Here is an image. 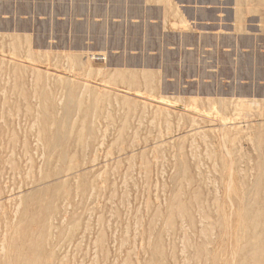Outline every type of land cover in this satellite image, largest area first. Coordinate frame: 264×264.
Returning a JSON list of instances; mask_svg holds the SVG:
<instances>
[{"label": "rangeland", "instance_id": "374dc122", "mask_svg": "<svg viewBox=\"0 0 264 264\" xmlns=\"http://www.w3.org/2000/svg\"><path fill=\"white\" fill-rule=\"evenodd\" d=\"M0 67V264H264V0H0Z\"/></svg>", "mask_w": 264, "mask_h": 264}, {"label": "bare ground", "instance_id": "6f19581e", "mask_svg": "<svg viewBox=\"0 0 264 264\" xmlns=\"http://www.w3.org/2000/svg\"><path fill=\"white\" fill-rule=\"evenodd\" d=\"M181 8H182V7H181ZM249 29H250V28H249ZM248 31H249V30H248ZM251 31H253V30H251ZM235 39H236V38H235ZM12 40H13V39H12ZM14 40H15V39H14ZM237 41H238V40H237ZM14 42H15V41H14ZM248 43H249V42H248ZM235 44H236V43H235ZM16 45H17V43H16ZM18 45H19V44H18ZM17 47H18V46H17ZM20 47H21V45H20ZM101 55H102V54H101ZM104 55H105V54H104ZM94 56H95V54H94ZM98 56H99V55H98ZM4 66H5V65H4ZM4 66H3V67H4ZM6 66H7V65H6ZM7 67H8V66H7ZM11 67H12V66H11ZM11 67H10V68H11ZM0 68H1V67H0ZM16 68H17V67H16ZM1 69H2V68H1ZM6 69H7V68H4V70H6ZM17 69H19V68H17ZM7 70H8V69H7ZM21 70H22V69H21ZM31 70H32V69H31ZM105 70H106V69H105ZM16 71H17V70H16ZM16 71H15V72H16ZM18 71H19V70H18ZM23 71H24V69H23ZM25 71H26V70H25ZM27 71H28V70H27ZM27 71H26V72H27ZM32 71H33V70H32ZM30 72H31V71H30ZM149 72H150V71H149ZM3 73H4V72H3ZM3 73H2V74H3ZM28 74H29V76H30V73H28ZM28 74H27V75H28ZM3 75H5V74H3ZM23 75H24V74H23ZM25 75H26V74H25ZM25 75H24V76H25ZM27 75H26V76H27ZM32 75H33V74H32ZM1 76H2V75H1ZM6 76H8V75H6ZM6 76H5V77H6ZM152 77H153V76H152ZM20 78H21V75H20ZM24 78H25V77H24ZM27 78H28V77H27ZM7 79H8V77H7ZM11 79H12V78H11ZM11 79H10V80H11ZM17 80H18V78H17ZM21 80H22V82H23V79H21ZM21 80H20V83H21ZM23 84H24V83H23ZM21 87H22V86H21ZM24 88H25V87H24ZM24 88H23V89H24ZM25 89H26V88H25ZM18 90H19V89H18ZM26 91H27V90H26ZM23 94H24V93H23ZM196 96H197V95H196ZM218 97H219V96H218ZM224 98H225V97H224ZM244 98H245V97H244ZM246 98H247V97H246ZM255 98H256V97H255ZM258 98H259V97H258ZM261 98H262V97H261ZM4 99H5V98H4ZM199 99H201V98H199ZM220 99H221V98H220ZM222 99H223V98H222ZM229 99H230V98H229ZM236 99H237V98H236ZM240 99H241V98H240ZM259 99H260V98H259ZM223 100H224V99H223ZM231 100H232V99H231ZM231 100H230V101H231ZM234 100H235V99H234ZM250 100H252V99H250ZM261 100H262V99H261ZM79 101H80V100H79ZM220 101H221V100H220ZM238 101H239V98H238ZM241 101H242V100H241ZM244 101H245V99H244ZM254 101H256V99H255ZM259 101H260V100H259ZM259 101H258V102H259ZM80 102H81V101H80ZM218 102H219V101H218ZM262 102H264V100H262ZM81 103H82V102H81ZM81 103H80V104H81ZM78 104H79V103H78ZM217 104H218V106L220 107V105H219L220 103H217ZM234 104H235V103H234ZM253 104H254V103H253ZM28 105H29V104H28ZM249 105H250V103H249ZM251 105H252V104H251ZM0 106H1V105H0ZM37 106H39V105H37ZM225 106H227V105H225ZM15 107H16V106H15ZM71 107H72V106H71ZM75 107H76V105H75ZM75 107H74V109H77V108H75ZM233 107H234V105H233ZM260 107H261V106H260ZM262 107H263V106H262ZM18 108H19V107H18ZM29 108H30V107H29ZM42 108L44 109L45 107H42ZM83 108H85V107H83ZM98 108H99V107H98ZM123 108H124V107H123ZM134 108H135V106H134ZM139 108H140V107H139ZM221 108H222V107H221ZM2 109H3V108H2ZM8 109H9V108H8ZM30 109H31V108H30ZM40 109H41V108H40ZM80 109H81V108H80ZM154 109H155V108H154ZM23 110H24V107H23ZM31 110H32V109H31ZM232 110H233V109H232ZM262 110H263V109H262ZM21 111H22V110H21ZM32 111H35V106H34V110H32ZM82 111H83V110H82ZM135 111H136V110H135ZM260 111H261V110H260ZM77 112H78V110H77ZM228 112H229V111H228ZM262 112H264V110H263ZM262 112H261V113H262ZM19 113H20V112H19ZM26 113H27V112H26ZM26 113H25V114H26ZM34 113H35V112H34ZM80 113H81V115H82V112H80ZM20 114H22V113H20ZM27 115H28V114H27ZM86 115H87V114H86ZM16 116H17V114H16ZM22 116H23V114H22ZM25 116H26V115H25ZM33 116H35V115H33ZM42 116H43V115H42ZM82 116H83V115H82ZM6 117H7V115H6ZM13 117H14V114H13ZM17 117H18V116H17ZM31 117H32V116H31ZM43 117H44V116H43ZM85 117H86V116H85ZM87 117H88V116H87ZM119 117H120V116H119ZM123 117H124V115H123ZM123 117H121V118H123ZM7 118H8V117H7ZM9 118H10V117H9ZM19 118H20V116H19ZM23 118H24V117H23ZM81 118H82V117H81ZM121 118H120V120H121ZM2 119H3V118H2ZM13 119H14V118H13ZM20 119H22V118H20ZM42 119H43V118H42ZM15 120H17V119H15ZM38 120H39V119H37V121H38ZM79 120H80V119H79ZM85 120H86V119H85ZM122 120H123V119H122ZM11 121H12V120H11ZM27 121H28V120H27ZM29 121H30V120H29ZM31 121H32V120H31ZM31 121H30V123H31ZM37 121H36V122H37ZM47 121H48V120H47ZM14 122H15V121H14ZM16 122H17V121H16ZM21 122H22V121H21ZM32 122H33V121H32ZM119 122L121 123L122 121H119ZM11 123H12V122H11ZM11 123H10V124H11ZM46 123H48V122H46ZM46 123H45V124H46ZM49 123H50V122H49ZM84 123H86V121H85ZM127 123H128V122H127ZM4 124H6V123H4ZM13 124H14V123H13ZM16 124H17V123H16ZM22 124H23V122H22ZM73 124H74V123H73ZM231 124H232V123H231ZM1 125H3V123H2ZM6 125H7V124H6ZM29 125H30V124H29ZM35 125H36V124H35ZM42 126H43V125H42ZM45 126H46V125H45ZM73 126H74V125H73ZM124 126H125V125H124ZM262 126H263V125H262ZM6 127H7V126H6ZM13 127H14V126H13ZM259 127H260V126H259ZM25 128H26V127H25ZM256 128H257V127H256ZM85 129H86V128H85ZM3 130H4V129H3ZM14 130H15V128H14L12 131H14ZM20 130H21V129H20ZM83 130H84V129H83ZM192 130H193V128H192ZM192 130H191V131H192ZM196 130H197V128H196ZM259 130H260V128H259ZM8 131H9V133H10V129L7 130V132H8ZM21 131H22V130H21ZM21 131H20V132H21ZM72 131H73V130H72ZM84 131H85V130H84ZM22 132H24V134L26 135V131H22ZM69 132H70V131H69ZM87 132H88V131H87ZM261 132H262V130H261ZM14 133H15V132H14ZM189 133H190V131H189ZM189 133H188V134H189ZM191 133H192V132H191ZM6 134H7V133H6ZM91 134H92V133H91ZM184 134H185V133H184ZM257 134H258V133H257ZM15 135H16V134H15ZM19 135H20V134H19ZM27 135H28V134H27ZM70 135H71V134H70ZM70 135H69V136H70ZM75 135H76V134H75ZM254 135H255V134H253V138H254V140H256L255 137H254ZM16 136H18V134H17ZM22 136H23V134H22ZM46 136H47V135H46ZM1 137H2V136H1ZM1 137H0V138H1ZM187 137H188V136H187ZM7 138H9V137H7ZM24 138H25V137H24ZM44 138H45V135H44ZM70 138H71V137H70ZM26 139H27V138H26ZM180 139H181V138H180ZM186 139H187V138H186ZM76 140H77V138H76ZM76 140H75V141H76ZM38 141H39V140H38ZM38 141H37V142H38ZM75 141H74V143H75ZM84 141H85V140H84ZM84 141H83V142H84ZM161 141H162V140H161ZM166 141H167V140H166ZM168 141H169V139H168ZM18 142H19V141H18ZM164 142H165V141H164ZM255 142H256V141H255ZM15 143H16V142H15ZM27 143H29V142H27ZM155 143H156V142H155ZM155 143H154V145H155ZM171 143H172V142H171ZM192 143H193V142H192ZM2 144H3V143H2ZM20 144H21V143H20ZM77 144H78V143H77ZM157 144H158V143H157ZM8 145H9V144H8ZM29 145H30V143H29ZM29 145H28V146H29ZM168 145H169V144H168ZM253 145H255V144L253 143L252 146H253ZM10 146H11V145H10ZM20 146H21V145H20ZM7 147L10 148L9 146H7ZM33 147H35V146L33 145ZM8 148H7V149H8ZM25 148L27 149V147H25ZM36 148H37V147H36ZM67 148H68V147H67ZM74 148H75V147H74ZM1 149H2V147H1ZM69 149H70V147H69ZM75 149H76V148H75ZM142 149H143V148H142ZM142 149H141V150H142ZM150 149H151V148H150ZM9 150H10V149H9ZM16 150H17V149H16ZM138 150H139V149H138ZM141 150H140V151H141ZM262 150H263V149H261V151H262ZM1 151H2V150H1ZM7 151H8V150H7ZM20 151H21V150H20ZM22 151H23V150H22ZM22 151H21V152H22ZM133 151H134V150H133ZM136 151H137V150H136ZM204 151H205V150H204ZM257 151H258V150H257ZM259 151H260V150H259ZM261 151H260V152H261ZM2 152H3V151H2ZM2 152H1V154H3ZM253 152H254V151H253ZM4 153H5V152H4ZM69 153H70V152H69ZM72 153H73V152H72ZM104 153H105V152H104ZM126 153H128V152H126ZM129 153H131V152H129ZM132 153H134V152H132ZM256 153H258V152H256ZM16 154H17V153H16ZM120 154H121V153H120ZM17 155H18V154H17ZM35 155H36V153H35ZM107 155H108V154H107ZM121 155H122V154H121ZM259 155H261V154L259 153ZM113 156H115V155H113ZM130 156H131V155H130ZM250 156H251V155H250ZM254 156H255V155H254ZM2 157H3V156H2ZM32 157H33V156H32ZM60 157H61V156H60ZM64 157H65V156H64ZM64 157L62 156V158H64ZM72 157H73V156H72ZM118 157H119V155H118ZM123 157H125V155H123ZM126 157H127V156H126ZM3 158H4V157H3ZM6 158H7V157H6ZM18 158H19V157H18ZM20 158H22V155L20 156ZM30 158H31V157H30ZM34 158H36V157H34ZM103 158H104V157H103ZM103 158H102V159H103ZM107 158H109V157H107ZM107 158H106V159H107ZM115 158H116V157H115ZM119 158H120V157H119ZM142 158H143V157H142ZM255 158H256V157H255ZM258 158H259V157H258ZM22 159H23V158H22ZM26 159H27V157L25 158V160H26ZM106 159H105V162H108V161H106ZM109 159H111V158H109ZM132 159H133V158H132ZM260 159H261V158H260ZM260 159H259V160H260ZM0 160H1V159H0ZM12 160H14V158H12ZM17 160H18V159H17ZM19 160H20V159H19ZM23 160H24V159H23ZM25 160H24V161H25ZM124 160H125V159H124ZM255 160H256V159H255ZM100 161H101V160H100ZM111 161L113 162L114 160L111 159ZM185 161H186V159H185ZM0 162H1V161H0ZM4 162H5V161H4ZM17 162H20V161H17ZM21 162H22V161H21ZM109 162H110V161H109ZM127 162H128V161H127ZM260 162H261V160H260ZM262 162H263V160H262ZM7 163H8V161H7ZM27 163H28V162H27ZM98 163H99V162H98ZM186 163H187V162H186ZM214 163H215V162H214ZM250 163H251V162H250ZM255 163H256V162H255ZM95 164H96V163H95ZM103 164H105V163L103 162ZM111 164H112V163H111ZM113 164H114V163H113ZM153 164H154V163H153ZM1 165H3V164L1 163ZM4 165H6V164H4ZM20 165H21V163H20ZM25 165H26V164H25ZM37 165H38V164H37ZM96 165H97V164H96ZM101 165H102V164H101ZM150 165H151V164H150ZM216 165H217V164H216ZM256 165H257V163H256ZM263 165H264V164H263ZM18 166H19V165H18ZM70 166H71V165H70ZM108 166H109V165H108ZM141 166H142V165H141ZM229 166H230L229 168H231V164H230ZM26 167H27V166H26ZM78 167H79V166H78ZM89 167H90V166H89ZM99 167H100V166H99ZM104 167H106V166H104ZM220 167H221V165H220ZM0 168H2V166H0ZM22 168H23V167H22ZM57 168H58V167H57ZM81 168H82V167H81ZM100 168H101V167H100ZM100 168H99V169H100ZM74 169H75V168H74ZM78 169H79V168H78ZM220 169H221V168H220ZM252 169H253V167H252ZM262 169H263V168H262ZM262 169H260V170H262ZM17 170H19V169H17ZM21 170H22V169H21ZM24 170H26V169H24ZM36 170H37V168H36ZM80 170L82 171V169H80ZM84 170H85V168H84ZM86 170H87V169H86ZM149 170H150V169H149ZM249 170H250V167H249ZM7 171H8V170H7ZM78 171H79V170H78ZM146 171H147V170H146ZM185 171H186V169H185ZM230 171H232V169H230ZM235 171H236V170H235ZM251 171H252V170H251ZM263 171H264V170H263ZM2 172H3V171H2ZM2 172L0 173V175L2 174ZM17 172H19V171H17ZM25 172H26V171H25ZM36 172H37V171H36ZM99 172H100V171H99ZM140 172H141V171H140ZM142 172H143V171H142ZM187 172H188V174H190V173H189L190 171H187ZM254 172H255V170H254ZM72 173H73V172H72ZM76 173H77V172H76ZM88 173H89V172H88ZM223 173H224V172H223ZM230 173H231V172H230ZM250 173H251V172H250ZM252 173H253V171H252ZM260 173H261V172H260ZM6 174H7V173H6ZM19 174H21V173H19ZM19 174H18L17 177H20ZM70 174H71V173H70ZM141 174H142V173H141ZM153 174H154V173H153ZM188 174H187V176L189 177ZM263 174H264V172H263ZM15 175H16V173H15ZM24 175H25V174H24ZM28 175H29V174H28ZM32 175H33V174H32ZM127 175H128V174H127ZM145 175H146V174H145ZM184 175H185V173H184ZM220 175H221V177H222V174H220ZM246 175H247V174H246ZM249 175H250V174H249ZM252 175H253V174H252ZM254 175H255V174H254ZM254 175H253V176H254ZM258 175H259V173H258ZM12 176H13V175H12ZM81 176H82V174H81ZM140 176H141V175H140ZM228 176H229V175H228ZM14 177H15V176H14ZM61 177H62V176H61ZM148 177H149V175H148ZM229 177H230V176H229ZM229 177H228V178H229ZM255 177H256V176H255ZM257 177H258V176H257ZM257 177H256V178H257ZM0 178H1V177H0ZM6 178H7V176H6ZM10 178H11V176H10ZM59 178H60V177H59ZM139 178H140V177H139ZM153 178H154V177H153ZM190 178H191V177H190ZM192 178H195V177H192ZM256 178H253V179H256ZM19 179H20V178H19ZM23 179H24V178H23ZM63 179H64V178H63ZM63 179H62V180H63ZM122 179H123V178H122ZM122 179H121V180H122ZM185 179H186V178H185ZM217 179H218V178H217ZM222 179H223V178H222ZM57 180H58V179H56L55 181L57 182ZM121 180H120V181H121ZM141 180H142V179H141ZM154 180H155V179H154ZM183 180H184V179H183ZM239 180H240V178H239ZM248 180H251V179H248ZM16 181H17V180H16ZM55 181H54V182H55ZM100 181H101V179H100ZM110 181H111V180H110ZM130 181H131V180H130ZM130 181H129V182H130ZM155 181H156V180H155ZM163 181H164V180H163ZM193 181H194V180H193ZM209 181H211V180H209ZM228 181H229V183H232L231 180H228ZM228 181H227V182H228ZM6 182H7V181H6ZM10 182H11V181H10ZM108 182H109V180H108ZM108 182H107V183H108ZM121 182H122V181H121ZM179 182H181V181H179ZM179 182H178V183H179ZM190 182L193 183L192 180H191ZM195 182H196V181H195ZM211 182H212V181H211ZM247 182H248V181H247ZM254 182H255V181H254ZM254 182H252V183H254ZM46 183H47V182H46ZM65 183H67V182H65ZM107 183H106V185H107ZM144 183H145V182H144ZM148 183H149V182H148ZM153 183H154V181H153ZM153 183H152V184H153ZM164 183H165V182H164ZM185 183H188V182H185ZM222 183H223V182H222ZM249 183H251V182H249ZM252 183H251V186L253 185ZM0 184H4V183H0ZM7 184H8V183H6L5 185H7ZM17 184H18V182H17ZM17 184H16V185H17ZM20 184H21V183H20ZM20 184H19V185H20ZM41 184H42V183H41ZM41 184H40V185H41ZM43 184H45V183H43ZM88 184H89V183H88ZM88 184H87V185H88ZM118 184H119V182H118ZM127 184H128V183H127ZM135 184H137V183H135ZM162 184H163V183H162ZM176 184H177V183H176ZM180 184H181V183H180ZM242 184H243V183H242ZM255 184H256V183H255ZM5 185H4V186H5ZM19 185H18V186H19ZM62 185H63V184H62ZM108 185H110V184H108ZM108 185H107V186H108ZM140 185H141V184H140ZM140 185H139V186H140ZM158 185H159V184H158ZM169 185H170V184H169ZM196 185H197V184H196ZM203 185H204V184H203ZM207 185L209 186V184H207ZM215 185H217V184L215 183ZM221 185H222V184H221ZM230 185H231V184H229V186H230ZM1 186H2V185H1ZM29 186H30V185H29ZM45 186H46V185H45ZM107 186H106V187H107ZM110 186H111V185H110ZM142 186H143V185H142ZM172 186H173V182H172ZM190 186H191V184H190ZM200 186H202V185H200ZM222 186H224V185H222ZM246 186H247V184H246ZM8 187H9V186H8ZM65 187H66V186H64V188H65ZM127 187H128V186H127ZM173 187H174V186H173ZM179 187H180V186H179ZM196 187H197V186H196ZM202 187H203V186H202ZM216 187H217V186H216ZM227 187H228V186H227ZM248 187H249V185H248ZM4 188H5V187H4ZM11 188H12V187H11ZM16 188H17V187H16ZM16 188H15V189H16ZM109 188H110V187H108L107 189H109ZM116 188H117V187H116ZM118 188H119V187H118ZM120 188H121V187H120ZM144 188H145V186H144ZM159 188H160V187H159ZM174 188H175V187H174ZM203 188H204V187H203ZM217 188H218V187H217ZM217 188H216V190H217ZM228 188H229V187H228ZM241 188H242V187H241ZM246 188H247V187H245L244 189H246ZM28 189H29V188H28ZM31 189H32V188H31ZM31 189H30V190H31ZM55 189H57V188L55 187ZM55 189H54V190H55ZM62 189H63V188H62ZM62 189H61V190H62ZM66 189H67V188H66ZM87 189H88V191H89V187H88ZM97 189H98V188H97ZM97 189H96V190H97ZM122 189H123V188H122ZM131 189H132V188H131ZM142 189H143V188H142ZM148 189H149V187H148ZM178 189H179V188H178ZM180 189H181V188H180ZM180 189H179V190H180ZM186 189H188V188H186ZM192 189H193V188H192ZM198 189H199V187H198ZM204 189H205V188H204ZM204 189H203V190H204ZM220 189H221V188H220ZM244 189L242 188V191H243ZM252 189L254 190V188H252ZM2 190H3V189H2ZM19 190H20V189H19ZM19 190H18V191H19ZM50 190H52V189H50ZM57 190H58V189H57ZM90 190H91V189H90ZM163 190H164V189L162 188V191H163ZM190 190H191V189H190ZM207 190H208V189H207ZM213 190H214V189H213ZM218 190H219V189H218ZM246 190H247V189H246ZM253 190H252V192H254ZM5 191L7 192V189H6V188H5ZM11 191H12V190H11ZM18 191H17V192H18ZM24 191H26V190H24ZM24 191H23V192H24ZM33 191H34V190H33ZM35 191H36V190H35ZM100 191H101V190H100ZM104 191H105V190H104ZM104 191H103V192H104ZM111 191H112V190H111ZM121 191H122V190H121ZM160 191H161V190H160ZM162 191H161V192H162ZM169 191H170V189H169ZM183 191H184V190H183ZM188 191H189V190H188ZM188 191L186 190L187 194H188ZM199 191H200V190H199ZM199 191H198V192H199ZM226 191H227V189H226ZM242 191H240V192H242ZM6 192H5V193H6ZM8 192H9V191H8ZM19 192H20V191H19ZM19 192H18V193H19ZM26 192H27V191H26ZM89 192H90V191H89ZM96 192H97V191H96ZM96 192L94 193V195L96 194ZM103 192H102V194H103ZM108 192H109V191H108ZM129 192H131V191L129 190ZM132 192H133V191H132ZM134 192H135V191H134ZM155 192H157V190H156ZM204 192H205V191H204ZM212 192H213V191H211V193H212ZM245 192H246V191H245ZM18 193H17V194H18ZM28 193H30L29 190H28ZM38 193H39V192H38ZM38 193H37V194H38ZM58 193H59V190H58ZM60 193H62V192H60ZM104 193H105V192H104ZM141 193H142V190H141ZM157 193H158V192H157ZM164 193H165V192H164ZM164 193H163V194H164ZM189 193H190V192H189ZM201 193H202V192H201ZM211 193H208V194L210 195ZM217 193H218V192H217ZM226 193H227V192H226ZM14 194H15V192H14ZM19 194H20V193H19ZM30 194H31V193H30ZM40 194H42V191H41ZM47 194H48V193H47ZM69 194H70V192H69ZM85 194H86V193H85ZM88 194H89V193H88ZM100 194H101V193H100ZM100 194H99V195H100ZM107 194H108V193H107ZM119 194H120V193H119ZM159 194H160V193H158L157 195H159ZM165 194H166V193H165ZM170 194L173 196V194H172L171 192H170ZM193 194H194V192H193ZM206 194H207V193H206ZM206 194L203 193V196H204V195L206 196ZM212 194H213V193H212ZM212 194H211V195H212ZM219 194H220V193H219ZM252 194H253V193H252ZM252 194H250V195H252ZM8 195L10 196L11 194H8ZM24 195H25V194H23V196H24ZM33 195H34V194H33ZM33 195H32V196H33ZM38 195H39V194H38ZM38 195H37V196H38ZM50 195L52 196V194H50ZM96 195H97V194H96ZM141 195H142V194H141ZM171 195H170V196H171ZM199 195H200V194H199ZM201 195H202V194H201ZM241 195H243V194H241ZM253 195H254V194H253ZM4 196H5V195H4ZM32 196H31V197H32ZM47 196H48V195H47ZM57 196L59 197V195H57ZM100 196H101V195H100ZM102 196H103V195H102ZM104 196H105V195H104ZM108 196H109V195H108ZM121 196H122V195H121ZM129 196H130V195H129ZM144 196H145V193H144ZM146 196H147V195H146ZM148 196H149V195H148ZM152 196L155 197V195H152ZM160 196H162V195H160ZM11 197H12V196H11ZM13 197H14V196H13ZM52 197H53V196H52ZM52 197H51V198H52ZM54 197H55V196H54ZM58 197H57V198H58ZM119 197H120V196H119ZM119 197H118V198H119ZM140 197H141V196H140ZM164 197H165V196H164ZM164 197H160V198H161V199H162V198L164 199ZM182 197H183V196H182ZM185 197H186V196H185ZM191 197H192V196H191ZM191 197H190V198H191ZM201 197H202V196H201ZM206 197H209V196H206ZM211 197H212V196H211ZM219 197H220V195H219ZM226 197H227V194H226ZM243 197H244V196H243ZM59 198H60V197H59ZM64 198H65V196H64ZM64 198H63V199H64ZM132 198H133V197H131V199H132ZM152 198H153V197H152ZM190 198H189V199H190ZM202 198H203V197H202ZM217 198H218V197H217ZM250 198H251V199H250V201H251V200H252V197L250 196ZM3 199H4V198H3ZM38 199H39V198H38ZM43 199H44V198H43ZM105 199H106V198H105ZM119 199H121V197H120ZM122 199H123V198H122ZM140 199H141V198H140ZM154 199H155V198H154ZM161 199H160V200H161ZM198 199H200V198H198ZM218 199H219V198H218ZM243 199H244V198H243ZM247 199L249 200L248 197H247ZM247 199H245V201L243 202V204L246 203V200H247ZM0 200H1V198H0ZM47 200H48V199H46V203H47ZM54 200H55V198H54ZM54 200H53V202H55ZM129 200H130V199H129ZM183 200H184V199H183ZM187 200H188V198H187ZM187 200H186V201H187ZM190 200L192 201V199H190ZM203 200L205 201L206 199H203ZM219 200H220V199H219ZM219 200H218V201H219ZM228 200H229V199H228ZM8 201H9V200H8ZM33 201L35 202L34 199H33ZM42 201H43V200H42ZM49 201H50V199H49ZM123 201H125V200H123ZM131 201H132V200H131ZM140 201H141V200H140ZM201 201H202V200H201ZM209 201H210V200H209ZM31 202H32V201H31ZM31 202H29V203H31ZM51 202H52V200H51ZM60 202H61V201H60ZM111 202H112V201H111ZM129 202H130V201H129ZM132 202H133V201H132ZM134 202H135V200H134ZM160 202L163 203V201H160ZM164 202H165V201H164ZM169 202H170V200H169ZM169 202H168V203H169ZM196 202H197V201H196ZM210 202H211V201H210ZM210 202H209V204H210ZM241 202H242V201H241ZM13 203H15V202H13ZM36 203H37V202H36ZM44 203H45V201L43 202V206H44ZM46 203H45V204H46ZM55 203H57V202H55ZM117 203H118V202H117ZM119 203H120V202H119ZM119 203H118V204H119ZM186 203H187V202L184 203L185 207H186ZM207 203H208V202H207ZM218 203H219V202H218ZM32 204H33V203H32ZM39 204H40V203H39ZM48 204H49V202H48ZM48 204H47V205H48ZM59 204H61V203H59ZM62 204H63V202H62ZM141 204H142V202H141ZM189 204L191 205V203H189ZM194 204H195V203H194ZM194 204L192 203V205H194ZM212 204H214V203H212ZM239 204H240V203H239ZM2 205H3V204H2ZM50 205H51V204H50ZM50 205H48V207H50ZM54 205H55V204H54ZM164 205L166 206V204H164ZM172 205H174V203H172ZM196 205H197V204H196ZM218 205H219V204H218ZM245 205H246V204H244L243 207H245ZM3 206H4V205H3ZM8 206H10V204H8ZM12 206H13V205H12ZM14 206H16V204H15ZM25 206H27V204H26ZM31 206H33V205H31ZM31 206H30V207H31ZM43 206H42V207H43ZM52 206H53V205H52ZM123 206L125 207V205H123ZM123 206H122V207H123ZM136 206H137V205H136ZM140 206H141V205H140ZM168 206H169V205H168ZM170 206H171V205H170ZM187 206H188V204H187ZM209 206L211 207V205H209ZM18 207H19V206H18ZM18 207H15V208H18ZM21 207H22V206H21ZM28 207H29V206H28ZM46 207H47V206H46ZM94 207H95V206H94ZM100 207H101V205H100ZM155 207H156V206H155ZM207 207H208V206H207ZM32 208H33V207H32ZM52 208H53V207H51V209H52ZM150 208H151V207H150ZM190 208H191V207H190ZM194 208H195V207H194ZM194 208H193V209H194ZM213 208H214V207H213ZM241 208H242V207H241ZM19 209H21V208H19ZM19 209H18V210H19ZM28 209H29V208H28ZM36 209H38V207H37ZM47 209H48V208H47ZM49 209H50V208H49ZM51 209H50V210H51ZM54 209H55V208H54ZM57 209H58V208H57ZM59 209H60V208H59ZM66 209H67V208H66ZM95 209H97V207H96ZM124 209H125V208H124ZM161 209H162V208H161ZM188 209H189V208H188ZM202 209H203V207H202ZM214 209H215V208H214ZM253 209H254V207L252 208V211H253ZM4 210H5V208H4ZM18 210H17V211H18ZM21 210H22V209H21ZM25 210H26V207H25ZM32 210H33V209H32ZM97 210H98V209H97ZM121 210L124 211L123 208H122ZM139 210H140V209H139ZM142 210H143V208H142ZM163 210H164V209H163ZM172 210H173V209H172ZM48 211H49V210H48ZM48 211H47V213H48ZM65 211H67V210H65ZM103 211H104V210H103ZM122 211H121V212H122ZM144 211H145V210H144ZM165 211H166V209H165ZM204 211H205V210H203V213H204ZM211 211H212V209H211ZM238 211H239V210H238ZM244 211H245V210H244ZM3 212H4V211H3ZM13 212H14V211H13ZM13 212H12V213H13ZM18 212H19V211H18ZM24 212H25V211H24ZM35 212H36V210H35ZM37 212H38V211H37ZM49 212H50V211H49ZM98 212H99V211H98ZM101 212H102V211H101ZM106 212H107V211H106ZM108 212H109V211H108ZM121 212H120V213H121ZM141 212H142V211H141ZM146 212H147V211H146ZM174 212H175V211H174ZM197 212H198V211H197ZM253 212H254V211H253ZM27 213H28V212H27ZM40 213H41V212H40ZM61 213H62V211H61ZM127 213H128V212H127ZM148 213H149V212H148ZM148 213H147L146 215H148ZM152 213H154V212H152ZM152 213H151V214H152ZM167 213H168V212H167ZM190 213H191V212H190ZM192 213L195 214L194 212H192ZM223 213L225 214L224 210H223ZM239 213H241V211H240ZM7 214H8V213H7ZM20 214H21V213H20ZM62 214H63V213H62ZM102 214H105V211H104V213H102ZM107 214H108V213H107ZM121 214H122V213H121ZM121 214H120V215H121ZM123 214H124V213H123ZM174 214H175V213H174ZM187 214H188V213H187ZM209 214H210V213H208V215H209ZM14 215H17V214H14ZM14 215H13V216H14ZM83 215H84V214H83ZM86 215H87V214H86ZM105 215H106V214H105ZM133 215H134V214H133ZM136 215H137V214H136ZM136 215H135V216H136ZM138 215H139V214H138ZM164 215H165V214H164ZM170 215H171V214H170ZM172 215H173V214H172ZM197 215H198V214H196L195 217H197ZM205 215H206V214H205ZM215 215H216V214H215ZM252 215H253V213H252ZM5 216H6V215H5ZM13 216H12V219H13ZM19 216H20V220H23V219H24V218L21 217V215H19ZM45 216H46V214H45ZM47 216H51V215L48 213ZM81 216H82V214H81ZM88 216H89V215H88ZM96 216H97V215H96ZM96 216H95V217H96ZM102 216H103V215H102ZM123 216H124V215H123ZM128 216H129V215H128ZM128 216H127V218H128ZM130 216H131V215H130ZM130 216H129V217H130ZM141 216H142V215H141ZM144 216H145V215H144ZM151 216H152V215H151ZM165 216H166V215H165ZM175 216H176V215H175ZM191 216H193V215H191ZM212 216H213V215H212ZM238 216H239V214H238ZM250 216H251V214H250ZM250 216H249V218H250ZM54 217H55V216H54ZM57 217H58V216H57ZM84 217H85V216H84ZM91 217H92V216H91ZM105 217H106V216H105ZM114 217H115V216H114ZM114 217H113V219H114ZM131 217H132V216H131ZM138 217H139V216H138ZM162 217H163V216H162ZM189 217H190V216H189ZM189 217H188V218H189ZM224 217H226V215H225ZM260 217H261V216H260ZM25 218H26V217H25ZM27 218H28V217H27ZM47 218L50 220V219L53 218V216H52V218H50V217H47ZM103 218H104V217H103ZM108 218H109V217H108ZM122 218H123V217H122ZM124 218H125V217H124ZM174 218H175V217H173V220H174ZM176 218H177V217H176ZM184 218H186V217H184ZM192 218H194V217H192ZM209 218H210V217H209ZM212 218H213V217H212ZM241 218H242V217H241ZM249 218H248V219H249ZM18 219H19V218H18ZM30 219H31V218H30ZM53 219H54V218H53ZM86 219H87V218H86ZM95 219H96V218H95ZM105 219H106V218H105ZM111 219H112V218H111ZM113 219H112V220H113ZM115 219H116V217H115ZM160 219H161V218H160ZM162 219H163V218H162ZM186 219H187V218H186ZM213 219H214V218H213ZM3 220H4V219H3ZM3 220H2V221H3ZM38 220H39V219H38ZM55 220H56V219H55ZM109 220H110V219H109ZM124 220L126 221V218H125ZM132 220H133V219H132ZM158 220H159V218H158ZM184 220H185V219H184ZM184 220H183V221H184ZM193 220H196V219L194 218ZM197 220H198V218H197ZM197 220H196V221H197ZM201 220H202V219H201ZM4 221H5V220H4ZM40 221H41V222H40ZM40 221H39L40 223H43V221H42L41 219H40ZM46 221H47V220H45V224L47 225ZM59 221H61V219H60ZM90 221H91V220H90ZM103 221H104V220H103ZM106 221H107V220H106ZM142 221H143V220H142ZM163 221H164V220H163ZM178 221H179V220H178ZM183 221H182V224H183ZM191 221H192V219H191ZM233 221H234V220H233ZM238 221H239V220H238ZM18 222H19V221H18ZM48 222H49V221H48ZM82 222H83V221H82ZM140 222H141V221H140ZM147 222H148V221H147ZM161 222H162V221H161ZM189 222H190V220H189ZM201 222H202V221H201ZM224 222H225V221H223V223H224ZM258 222H259V221H258ZM10 223H11V222H10ZM30 223H31V221H30ZM30 223H29V225H30ZM37 223H38V222H36V224H37ZM40 223H39V224H40ZM80 223H81V222L79 221V224H80ZM83 223H84V222H83ZM83 223H82V224H83ZM94 223H95V222H94ZM114 223H115V222H114ZM120 223H122V221H121ZM123 223H124V222H123ZM131 223L134 224V222H132V221H131ZM131 223H130V224H131ZM141 223H142V222H141ZM176 223H177V222H176ZM176 223H175V224H176ZM184 223H185V225L188 224V222L186 223L185 221H184ZM194 223H195V222H194ZM202 223H203V222H202ZM205 223H206V222H205ZM235 223H236V222H235ZM248 223H249V221H248ZM0 224H1V223H0ZM4 224H5V223H4ZM4 224H3V225H4ZM45 224L43 223V225H44V226H43V228H44L43 230L47 229V226H46V228H45ZM105 224H106V222H105ZM109 224H110V223H109ZM117 224H118V223H117ZM117 224H116V225H117ZM146 224H147V223H146ZM182 224H181V225H182ZM190 224H191V223H190ZM192 224H193V222H192ZM198 224L202 225V224L199 223V222H198ZM224 224H226L225 226H227V222L224 223ZM228 224H229L228 227H230V223H228ZM237 224H238V223H237ZM239 224H240V222H239ZM239 224H238V226H239ZM246 224H247V223H246ZM262 224H263V223H262ZM3 225H2V226H3ZM25 225H26V224H25ZM29 225H28V227H29ZM34 225H35V224H34ZM49 225H50V224H49ZM83 225H84V224H83ZM98 225H99V223H98ZM140 225H141V224H140ZM161 225H163V224L161 223ZM195 225H196V224H195ZM200 225H199V226H200ZM207 225H208V224H207ZM209 225H210V224H209ZM213 225H214V224H213ZM231 225H232V224H231ZM247 225H249V224H247ZM11 226H13V225H11ZM15 226H16V225H15ZM18 226H19V225H18ZM41 226H42V225H41ZM100 226H101V225H100ZM106 226H107V225H106ZM108 226H109V225H108ZM113 226H115V224H114ZM132 226H133V225H132ZM142 226H143V225H142ZM175 226H176V225H175ZM177 226H178V225H177ZM183 226H184V224H183ZM189 226H190V225H189ZM202 226H203V225H202ZM202 226H200V228H201ZM260 226H261V225H258V227H260ZM28 227H27V228H28ZM39 227H40V226H39ZM39 227H38L37 231L39 230ZM68 227H69V225H68ZM81 227H82V226H81ZM83 227H84V226H83ZM95 227H96V225H95ZM123 227H124V226H123ZM157 227H158V226H157ZM157 227H156V228H157ZM181 227H182V226H181ZM186 227H187V225H186ZM193 227H194V224H193ZM193 227H191L192 230H193ZM197 227H198V226H197ZM211 227H212V226H211ZM216 227H217V226H216ZM221 227H222V224H221ZM228 227H227V228H228ZM235 227H236V226H234L233 228H235ZM7 228H8V227H7ZM7 228H6V229H7ZM29 228H30V227H29ZM105 228H106V227L104 226V229H105ZM116 228H117V227H116ZM188 228H189V227H188ZM203 228H204V227H203ZM227 228H226V229H227ZM12 229H13V227H12ZM14 229H15V228H14ZM40 229H41V227H40ZM48 229H49V228H48ZM97 229H98V228H97ZM112 229H113V228H112ZM118 229H119V228H117V230H118ZM159 229H160V228H158V230H159ZM175 229H176V227H175ZM175 229H174V230H175ZM206 229H208V228L206 227ZM211 229H212V228H211ZM222 229H223V228H222ZM236 229H237V228H236ZM242 229H243V228H242ZM242 229H241V230H242ZM247 229H248V227H247ZM261 229H262V228H261ZM3 230H4V229H3ZM29 230H30V229H29ZM43 230H41V231H43ZM67 230H68V228H67ZM69 230H70V229H69ZM98 230H99V229H98ZM124 230H125V229H124ZM124 230H123V231H124ZM153 230H154V229H153ZM155 230H156V229H155ZM158 230L155 231L156 234H154V235H157V234L159 233V232L157 233ZM162 230H163V229H162ZM164 230H165V229H164ZM189 230H190V229H189ZM198 230H199V229H198ZM237 230H238V229H237ZM237 230H236V232L239 231V230H238V231H237ZM249 230H251V229H249ZM8 231H9V230H8ZM22 231H24V228H23ZM35 231H36V230H35ZM35 231H34V232H35ZM37 231L35 232V236H36V233H38ZM107 231H108V230H107ZM112 231H113V230H111V232H112ZM115 231H116V230H115ZM119 231H120V229H119ZM137 231H138V230H137ZM146 231H147V230H146ZM149 231H150V229H149ZM208 231H209V230H208ZM208 231H207V232H208ZM225 231H226V230H225ZM225 231H224V232H225ZM230 231H233L232 228L230 229ZM242 231H243V230H242ZM258 231H259V229H258ZM258 231H257V233L255 232L256 234H255V233H254V234L257 235V234H258ZM25 232H26V230H25ZM25 232H24V233H25ZM28 232H29V231H28ZM31 232H32V230H31ZM31 232H30V233H31ZM43 232H44V231H43ZM96 232H97V231H96ZM100 232H101V231H99V233H100ZM117 232H118V231H117ZM139 232H140V231H139ZM177 232H178V231H177ZM187 232H190V233H191V231H187ZM195 232H198V231H195ZM195 232H194V234H195ZM213 232H214V231H213ZM221 232H222V231H221ZM236 232H235V231L233 232V233H234V234H233V237H235V235H237ZM3 233H4V231L2 232V234H3ZM11 233H12V232H11ZM11 233H10V234H11ZM13 233H14V232H13ZM18 233H19V232H18ZM26 233H27V232H26ZM40 233H41V232H40ZM46 233H47V232H46ZM46 233L43 234V236L45 235V236L47 237ZM76 233H77V232H76ZM118 233H119V232H118ZM170 233H171V232H170ZM235 233H236V234H235ZM240 233H241V231H240ZM242 233H243V232H242ZM248 233L251 234L249 231H248ZM15 234H16V233H15ZM63 234H64V233H63ZM66 234H67V233H65V237H66ZM108 234H109V233H108ZM110 234H111V233H110ZM113 234H114V233H113ZM115 234H116V233H115ZM121 234H122V232H121ZM127 234L129 235L128 232H127ZM181 234H183V233H181ZM194 234H193V235H194ZM224 234H225V236H227V232H226V233H223V236H224ZM243 234H244V233H243ZM243 234H242V235H243ZM249 234H248V235H249ZM22 235H23V232H22ZM41 235H42V234H41ZM56 235H57V234H56ZM99 235H100V234H99ZM125 235H126V234H125ZM132 235H133V234H132ZM138 235H139V234H138ZM170 235H171V234H170ZM187 235H188V234H187ZM213 235H214V234H213ZM242 235H241V236H242ZM3 236H4V235H3ZM8 236H9V235H8ZM39 236H40V235H39ZM45 236H44V237H45ZM80 236H81V234H80ZM94 236H95V235H94ZM118 236H120V235H118ZM118 236H115V239H116V240H117ZM140 236H141V235H140ZM140 236H139V237H140ZM152 236H153V234H152ZM175 236H176V235H175ZM177 236H178V235H177ZM177 236H176V237H177ZM188 236H189V235H188ZM194 236H195V235H194ZM196 236H197V235H196ZM205 236H206V235H205ZM225 236H224V238H225ZM243 236H244V235H243ZM243 236H242V237H243ZM10 237H11V236H10ZM22 237H23V236H21V238H22ZM27 237H28V235H27ZM111 237H114V236H111ZM116 237H117V238H116ZM121 237H122V236H121ZM121 237H120V238H121ZM157 237H158V236H157ZM161 237H162V235H161ZM167 237H168V236H167ZM170 237H171V236H170ZM178 237H179V236H178ZM190 237H192V236H190ZM190 237H189V238H190ZM197 237H198V236H197ZM197 237H196V238H197ZM206 237H207V236H206ZM213 237H214V236H213ZM250 237H251V235H250ZM252 237H253V236H252ZM16 238H17V237H16ZM16 238L14 239V242L16 241ZM47 238H48V237H47ZM63 238H64V237H63ZM88 238H89V237H88ZM124 238H125V237H124ZM162 238H165V237H162ZM173 238H175V237H173ZM192 238H193V237H192ZM192 238H191V239H192ZM211 238H212V236H211ZM236 238H237V237H236ZM236 238H234V240H235ZM239 238H240V237H239ZM239 238H237V239H239ZM3 239H4V238H3ZM8 239H9V238H8ZM11 239H12V238H11ZM18 239H19V238H18ZM25 239H26V237H25ZM60 239H61V238H60ZM135 239H136V238H135ZM135 239H134V241H135ZM150 239H151V237H150ZM153 239H154V238H153ZM153 239H152V240H153ZM155 239H156L155 242H157V238H155ZM202 239H203V238H202ZM237 239H236V242L239 243L240 241H237ZM261 239H262V237L260 238V240H261ZM22 240H23V239H22ZM32 240H33V239H32ZM41 240H42V237H41ZM89 240H90V238H89ZM89 240H88V241H89ZM92 240H93V239H92ZM96 240H97V239H96ZM96 240H95V242H96ZM105 240H106V239H105ZM161 240L164 242V240L160 238V241H161ZM167 240H168V239H167ZM167 240H166V241H167ZM176 240H177V239H176ZM178 240H180V239H178ZM199 240H200V238H199ZM203 240H204V239H203ZM240 240H241V239H240ZM247 240H249L248 237H247ZM10 241H12V240H10ZM36 241H37V240H36ZM36 241H35V242H36ZM43 241H44V240H43ZM46 241H47V240H46ZM46 241H45V242H46ZM76 241H77V240H76ZM108 241H109V240H108ZM112 241H113V239H112ZM153 241H154V240H153ZM153 241H150V240H149V242L154 243ZM160 241H159V242H160ZM162 241H161V242H162ZM206 241H207V239H206ZM210 241H211V240H210ZM241 241H243V240H241ZM2 242H3V241H2ZM4 242H5V241H4ZM4 242H3V245L5 244ZM14 242H12V243H14ZM17 242H18V241H17ZM20 242H21V241H20ZM20 242H19V243H20ZM23 242H24V241H23ZM23 242H21V244H22ZM38 242H39V241H38ZM89 242H90V241H89ZM91 242H92V241H91ZM113 242H114V241H113ZM116 242H117V241H116ZM116 242H115V243H116ZM126 242H127V241H126ZM137 242H138V240H137ZM163 242H162V243H163ZM173 242H174V241H173V239H172V243H173ZM177 242H178V241H177ZM177 242H176V243H177ZM179 242H181V243L179 244V245H181V244H182V240L179 241ZM190 242H191V241H190ZM194 242H195V241H194ZM200 242H201V241H200ZM207 242H208V241H207ZM207 242H206V243H207ZM211 242H212V241H211ZM246 242H247V241H245V243H246ZM260 242H261V241H260ZM8 243H9V242H8ZM15 243H16V242H15ZM15 243H14V244H15ZM75 243H76V242H75ZM85 243H86V242H85ZM105 243H107V242L105 241ZM115 243H114V244H115ZM132 243H133V242H132ZM168 243H169V240H168ZM206 243L204 244V246L206 245ZM213 243H214V242H213ZM224 243H226V242H224ZM256 243H257V242H256ZM258 243H259V242H258ZM262 243H263V242H262ZM262 243H261V244H262ZM33 244H34V243H33ZM87 244H88V243H87ZM126 244H127V243H126ZM137 244H138V243H137ZM195 244H196V243H195ZM195 244L193 243V245H194L195 247H197ZM199 244H200V243H199ZM201 244H202V243H201ZM201 244H200L199 247H202ZM211 244H212V243H211ZM242 244H244V243H242ZM0 245H2V244L0 243ZM35 245H36V244H35ZM74 245H75V244H74ZM88 245H89V244H88ZM111 245H112V244H111ZM134 245H135V244H134ZM161 245H163V244H161ZM165 245H166V244H165ZM170 245H171V244H170ZM170 245H168V246H170ZM173 245H174V243H173ZM197 245H198V242H197ZM209 245H210V244H209ZM7 246H8V245H7ZM21 246H22V245H21ZM41 246H44V245L42 244ZM96 246H97V245H96ZM105 246H106V245H105ZM105 246H104V247H105ZM117 246H118V245H117ZM119 246H120V245H119ZM123 246H124V245H123ZM136 246H138V245H136ZM177 246H178V245H177ZM225 246H226V245H225ZM225 246H224V247H225ZM254 246H255V245H254ZM17 247H18V246H17ZM23 247H25V246H23ZM23 247H22V249H24ZM33 247H34V246H33ZM89 247H90V245H89ZM89 247H88V249H89ZM104 247H103V248H104ZM113 247H114V245H113ZM113 247L111 246V248H113ZM132 247H133V246H132ZM153 247H154V246H153ZM174 247H175V246H174ZM178 247H179V246H178ZM183 247H184V246H183ZM222 247H223V246H222ZM245 247L247 248V246H245ZM255 247H257L256 249H259L258 246H255ZM259 247H260V246H259ZM0 248H2V246H0ZM34 248H35V247H34ZM92 248H94V247H92ZM92 248H91V249H92ZM97 248H98V247H97ZM97 248H96V249H97ZM114 248H115V247H114ZM124 248L126 249V247H124ZM127 248H128V247H127ZM149 248H150V246H149ZM151 248H152V247H151ZM159 248H160V247H159ZM159 248H158V249H159ZM163 248H164V247H163ZM170 248H171V246H170ZM175 248H176V247H175ZM197 248H198V247H197ZM197 248H195V249H197ZM250 248H251V253H252V252H253V251H252L253 247L250 246ZM2 249H3V248H2ZM5 249H6V248H5ZM5 249H4V250H5ZM8 249H9V248H8ZM18 249H19V248H18ZM22 249H19V251H20V250L23 251ZM25 249H26V248H25ZM29 249H31V248H29ZM42 249H43V248H42ZM68 249H69V248H68ZM98 249H99V248H98ZM98 249H97V251H99ZM121 249H122V248H121ZM130 249H131V248H130ZM130 249H129V250H130ZM153 249L155 250V247H154ZM167 249H168V248H167ZM167 249H166V250H167ZM176 249H177V248H176ZM176 249H174V250H176ZM183 249H184V248H183ZM198 249H199V248H198ZM203 249H204V248H203ZM206 249H207V248H206ZM4 250H2V252H3ZM36 250H37V249H36ZM113 250H114V249H113ZM136 250H137V249H136ZM138 250H139V249H138ZM163 250H164V249H163ZM208 250H209V249H208ZM220 250L223 251L224 249H220ZM220 250H219V252H221ZM235 250H236V249H235ZM235 250H233V252H235ZM238 250H239V247H238ZM238 250H236V251H238ZM244 250H245V248H244ZM253 250H254V249H253ZM260 250H261V248H260ZM15 251H16V250H15ZM15 251H13V252H15ZM40 251H41V250H40ZM42 251H43V250H42ZM52 251H53V250H52ZM73 251H74V250H73ZM97 251H96V253H97ZM114 251H115V250H114ZM114 251H113V252H114ZM125 251H127V249H126ZM168 251H169V250H168ZM172 251H173V250H172ZM176 251H177V250H176ZM184 251H185V250H184ZM187 251L189 252V248H188ZM187 251H186V253H188ZM196 251H198V250H196ZM199 251L201 252L200 249H199ZM199 251H198V252H199ZM247 251H248V250H247ZM255 251H256V250H255ZM5 252H6V251H5ZM13 252H12V253H13ZM23 252L25 253V251H23ZM31 252H32V251H31ZM31 252H30V253H31ZM49 252H50V251H49ZM49 252H48V253H49ZM71 252H72V251H71ZM101 252H102V251H101ZM116 252H117V250H116ZM120 252H121V251H119V253H120ZM136 252H137V251H136ZM165 252H167V251H165ZM165 252H163V253H165ZM169 252H170V251H169ZM169 252H168V253H169ZM198 252H197V253H198ZM203 252H204V251H203ZM245 252H246V251H245ZM9 253H10V252H9ZM32 253H33V252H32ZM37 253H39V251H37ZM48 253H46V254L48 255ZM54 253H55V252H54ZM72 253H74V252H72ZM91 253L93 254L92 251H91ZM103 253H104V252H103ZM117 253H118V252H117ZM151 253H152V251H151ZM156 253H157V252H156ZM173 253H174V252H173ZM181 253H182V252H181ZM183 253H184V252H183ZM191 253H195V250L192 251ZM197 253H196V254H197ZM251 253H250V254H251ZM253 253H255V252H253ZM3 254H4V252H3ZM5 254H6V253H5ZM27 254H28V253H27ZM35 254H36V253H35ZM115 254H116V253H115ZM131 254H132V253H131ZM153 254H155V252H154ZM153 254H152V255H149V256H152L151 258H155V260H156V257H157V256L154 255V256H155V257H154ZM165 254H167V253H165ZM176 254H177V253H176ZM178 254H180V253H178ZM178 254L176 255L177 257H178ZM189 254H190V252H189ZM196 254H195V255H196ZM205 254H207V253L205 252L204 255H205ZM209 254H210V252H209ZM217 254H218V250H217ZM221 254H223V252H222ZM225 254H226V253H225ZM247 254H248V253H247ZM37 255H38V254H37ZM37 255H36V257H37L36 260H38V257H39V256H37ZM41 255H43V254H41ZM47 255H46V256H47ZM61 255H63V254H61ZM65 255H66V254H65ZM93 255H94V254H93ZM93 255H91V256H93ZM98 255H99V254H98ZM103 255H104V254H103ZM112 255H113V253H112ZM117 255H118V254H117ZM117 255H116V257H117ZM129 255H130V254H129ZM145 255H146V253H145ZM174 255H175V254H174ZM180 255H181V254H180ZM190 255H191V254H190ZM231 255H232V254H231ZM231 255H230V256H231ZM242 255H243V253H242ZM242 255H241V256H242ZM261 255H263V253H262ZM26 256H27V255H26ZM71 256H72V255H71ZM119 256H121V255H119ZM169 256H170V255H169ZM197 256L200 257V255H198V254H197ZM197 256H196V257H197ZM232 256H233V255H232ZM243 256H244V255H243ZM243 256H242V257H243ZM4 257H6V256H4ZM23 257H24V256H23ZM58 257H59V256H58ZM96 257H97V255H96ZM99 257H100V256H99ZM113 257H114V256H113ZM177 257L175 258V257L173 256V258H175V261L178 259ZM203 257H204V256H203ZM203 257H202V260H204ZM217 257L220 258V255L218 254ZM238 257H239V254H238ZM245 257H246V256H245ZM247 257H248V256H247ZM247 257H246V259H247ZM45 258H46V257H45ZM90 258H91V257H90ZM107 258H109V257H107ZM128 258H129V257H128ZM128 258H127V259H128ZM142 258H143V257H142ZM142 258H141V259H142ZM146 258H147V256H146ZM165 258H166V257H165ZM168 258H170V257H168ZM193 258H194V256H193ZM207 258H208V257H207ZM207 258H206V260H207ZM219 258H218V259H219ZM221 258H222V257H221ZM221 258H220V259H221ZM232 258H233V257H232ZM261 258H262V257H261ZM13 259H14V257L12 258V260H13ZM22 259H23V258H22ZM29 259H30V258H29ZM43 259H44V258H43ZM52 259H54V258H52ZM71 259H72V258H71ZM110 259H111V258H110ZM129 259H130V258H129ZM134 259H135V258H134ZM136 259H137V258H136ZM139 259H140V258H139ZM184 259H185V257H184ZM187 259H188V258H187ZM187 259H185V260H187ZM240 259H241V258H240ZM243 259H244V258H243ZM246 259H245V260H246ZM1 260H2V259H1ZM36 260H35V261H36ZM114 260H115V259H114ZM143 260L145 261V259H143ZM143 260H142V261H143ZM151 260H152V261H155V260H153V259H151ZM165 260H166V259H165ZM194 260H195V259H194ZM194 260H193V261H194ZM206 260H205V261H206ZM238 260H239V259H238ZM238 260H236V261H238ZM248 260H249V259H248ZM3 261H4V258H3ZM21 261H22V260H21ZM41 261H42V260H41V258H40V262H41ZM44 261H45V259L43 260V263L46 262V261H45V262H44ZM84 261H85V260L83 259V262H84ZM122 261H123V259H122ZM171 261H172V264H174L173 260H171ZM178 261H182V260L179 259ZM188 261H189V259H188ZM188 261H187V262H188ZM207 261H209V260H207ZM226 261H227V260H225V262H226ZM246 261H247V260H246ZM246 261H245V262H246ZM255 261H256V260H255ZM255 261H254V262H255ZM5 262H7V260H6ZM8 262L10 263L9 260H8ZM19 262H20V261H19ZM22 262H23V261H22ZM27 262H28V261H27ZM61 262H62V261H61ZM102 262H104V261H102ZM113 262H114V261H113ZM115 262H117V261H115ZM115 262H114V263H115ZM131 262H132V261H131ZM145 262H146V261H145ZM155 262H156V261H155ZM155 262H154V263H155ZM191 262H192V261H191ZM196 262H197V261H196ZM220 262H221V260H220ZM220 262L218 261V263H220ZM233 262H234V260H233ZM238 262H239V261H238ZM33 263H34V262H33ZM36 263H37V262H36ZM48 263H50V262H48ZM58 263H59V261H58ZM62 263H63V262H62ZM77 263H79V262H77ZM114 263H113V264H114ZM120 263H122V262H120ZM140 263H141V262H140ZM140 263L138 262V264H140ZM154 263H153V264H154ZM183 263H184V262H183ZM202 263L205 264L204 262H202ZM202 263H201V261L198 260V264H202ZM206 263H208V262H206ZM218 263H217V264H218ZM6 264H8V263H6ZM16 264H17V263H16ZM21 264H22V263H21ZM26 264H27V263H26ZM40 264H41V263H40ZM56 264H57V263H56ZM93 264H94V263H93ZM105 264H106V263H105ZM107 264H108V262H107ZM132 264H133V263H132ZM135 264H136V263H135ZM176 264H179V263L176 262ZM189 264H190V263H189ZM191 264H193V263H191ZM209 264H210V263H209ZM211 264H212V263H211ZM223 264H225V263H223ZM246 264H247V263H246ZM248 264H250V262H249Z\"/></svg>", "mask_w": 264, "mask_h": 264}]
</instances>
